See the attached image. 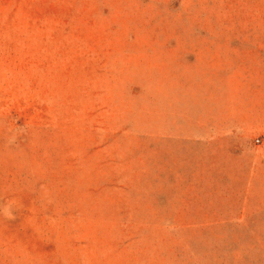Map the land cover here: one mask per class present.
<instances>
[{"label": "rangeland", "instance_id": "rangeland-1", "mask_svg": "<svg viewBox=\"0 0 264 264\" xmlns=\"http://www.w3.org/2000/svg\"><path fill=\"white\" fill-rule=\"evenodd\" d=\"M264 0H0V264H264Z\"/></svg>", "mask_w": 264, "mask_h": 264}, {"label": "built area", "instance_id": "built-area-1", "mask_svg": "<svg viewBox=\"0 0 264 264\" xmlns=\"http://www.w3.org/2000/svg\"><path fill=\"white\" fill-rule=\"evenodd\" d=\"M255 144H257L258 146H264V140L256 139Z\"/></svg>", "mask_w": 264, "mask_h": 264}]
</instances>
